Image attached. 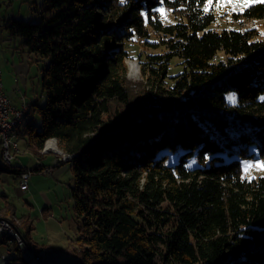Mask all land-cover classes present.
I'll list each match as a JSON object with an SVG mask.
<instances>
[{
	"label": "trees",
	"instance_id": "1",
	"mask_svg": "<svg viewBox=\"0 0 264 264\" xmlns=\"http://www.w3.org/2000/svg\"><path fill=\"white\" fill-rule=\"evenodd\" d=\"M206 2L43 0L34 20L3 21L15 49L42 63L45 102L27 101L21 143L41 156L54 137L72 154L56 166L72 171L81 264H264V175L242 178L238 159L251 145L264 154V2L235 13L258 22L236 29L212 27ZM133 56L147 81L137 101ZM24 170L0 161V172ZM1 197L28 238L31 220Z\"/></svg>",
	"mask_w": 264,
	"mask_h": 264
},
{
	"label": "rangeland",
	"instance_id": "2",
	"mask_svg": "<svg viewBox=\"0 0 264 264\" xmlns=\"http://www.w3.org/2000/svg\"><path fill=\"white\" fill-rule=\"evenodd\" d=\"M43 0H13V3L5 7L9 12H13L14 16L22 17L26 20H34L35 16L32 14V9L40 6ZM264 2V0H207L204 8L210 10L215 15V21L212 27L217 29L223 28H238L247 27L258 22L253 20H248L247 18L240 16V14H235L241 12L250 4ZM161 17L165 21H171L172 15L163 10V5H160ZM19 44V39L15 42L8 44L6 47H11L9 51L11 52L14 45ZM159 50H162L159 48ZM149 49H141L142 53L149 52ZM136 52V51H134ZM132 52V53H134ZM135 54V53H134ZM9 57V53L6 55V59ZM33 53H30L23 48L17 49L16 60H5L3 56H0L2 63L0 65L5 89L7 90L9 84L17 82V87L12 89L15 98L12 99L13 103L20 101L21 96H25L27 100L33 97H40L39 102H45V96L41 94V86L39 78L41 75L40 67L42 63L35 61L32 58ZM19 59L21 62H19ZM126 78L131 82V87L133 88L132 100L136 101L139 98L140 90L143 85L147 84L144 78V71L139 60L133 57L126 58ZM178 58H174L171 62L173 66V71L176 70V62ZM134 63L137 66V72L135 75H131L130 64ZM19 64L17 73H15V65ZM146 82V83H145ZM143 83V85H141ZM227 99L230 102L234 101V97L230 94L227 95ZM14 105V104H13ZM111 106V104L109 105ZM124 107L123 103L120 105L116 101L112 104L113 109H119ZM116 111V110H115ZM111 112L109 115H112ZM48 141L54 143V147H49ZM19 151L13 158L12 163L20 164L26 167L30 171L29 177V187L26 191H21L19 188V177L8 171H3L0 173V195H8V198L13 202L16 207V215L25 214L29 217L33 228L29 233L28 238L24 236L19 230L18 225L20 220L18 217L10 220L9 218L3 217V209L0 210V219L8 221L13 230L17 233V236L2 233L0 234V240L5 239V243H0V264H46L40 258L39 253L43 257H50V264H81L80 258L77 252L74 250L75 242L74 238L77 234L75 215L73 208V198L71 196V186L74 185L72 171L69 163H64L59 165L60 167L65 165L63 169L58 171L57 175L52 173H45L43 171H32L31 168L36 165L37 161L48 162L50 157L53 155L56 164L59 161L58 158H62L61 161H69L72 158V154L65 153L57 138H49L44 144V149H52V152L42 153L41 156L47 154V157L40 158L33 153L31 150L24 148L18 140ZM60 150V151H58ZM250 150L253 152L251 156L248 157H238L241 165V177L246 179H257L259 176L264 175V154H259L255 146L251 145ZM67 156L63 159V157ZM38 156V158H37ZM40 156V157H41ZM226 158L229 156L225 155ZM0 161L1 157H0ZM208 159L205 163H208ZM195 163L202 165V161L195 159ZM3 174V175H2ZM2 199V197L0 198ZM1 208V205H0ZM36 245L35 250L29 244ZM16 244L20 249L22 248V255L26 259H12L16 254L12 248V245ZM11 252V253H10ZM37 252V254H36ZM22 257V256H21ZM27 262V263H26Z\"/></svg>",
	"mask_w": 264,
	"mask_h": 264
},
{
	"label": "crops",
	"instance_id": "3",
	"mask_svg": "<svg viewBox=\"0 0 264 264\" xmlns=\"http://www.w3.org/2000/svg\"><path fill=\"white\" fill-rule=\"evenodd\" d=\"M13 3V0H0V56H3L4 58H5V60H6V62H7V60L9 61V60H13V59H15L16 60V54H17V50L15 49L16 48V43H15V45H14V47H13V49H12V51L10 52L9 51V49L11 48V47H6L8 44H11V43H13V42H15V40L17 39H12L10 36H8V33L6 32V30L4 29V27H3V21H4V19L5 18H7V17H9V16H11V15H14V13L13 12H9V10L8 9H5L4 8V6L5 7H8V6H10L11 4ZM7 53H9V57L6 59V55H7ZM19 62H21L20 61V59H19ZM1 63H2V59L0 58V65H1ZM18 67L20 68V65L19 64H16L15 65V69H14V71H15V73H17V71H18ZM1 74H2V71H1ZM2 82H3V79H2ZM3 86L5 87V85H4V82H3ZM14 87H17V82H13V83H11V84H9V87H8V89L6 90L5 88H4V90H5V92L8 94V96L10 97V100H11V102H12V99H14L15 98V96H16V94H14V91L12 90V89H14ZM27 99H26V97L23 95V96H21V99H20V101H17L16 103H13L12 102V104H14L15 106H21V105H23V104H26L27 103ZM20 144H22L23 145V142L21 143V141H20ZM24 147V146H23ZM25 148V147H24ZM44 157H47V154H46V156L45 155H43V156H39V159L40 158H44ZM37 158H38V156H37ZM54 160H55V158H54V156L52 155L51 157H50V161H48V162H43V161H37L36 162V164H38V165H41L40 167L42 168L43 166H49V167H51L52 169H53V173L52 174H56L57 175V173H58V171H60L61 169H63L64 167H65V165H63V166H56V164L54 163ZM14 164V163H13ZM14 165H18V166H21L20 164H17V163H15ZM22 167H24V166H22ZM25 169H27L26 167H24ZM3 172V171H2ZM1 173V172H0ZM3 175V174H2ZM28 187H29V184H28ZM19 189V188H18ZM23 234V233H22ZM12 247H13V245H12ZM15 253H17L15 250H13ZM11 253V252H10ZM19 253H20V255L23 257V255H22V248L20 249V251H19ZM36 254H37V252H36ZM38 255V254H37ZM39 255H40V258H41V260L43 261V262H45L46 264H50V263H52V262H50V261H48V260H50V258H51V256L50 257H46V259H45V257H43L42 256V254L41 253H39ZM24 259H26L25 257H23ZM18 260V259H17ZM27 261H28V259H26ZM9 263H11V262H8V264ZM27 263V262H26Z\"/></svg>",
	"mask_w": 264,
	"mask_h": 264
},
{
	"label": "built area",
	"instance_id": "4",
	"mask_svg": "<svg viewBox=\"0 0 264 264\" xmlns=\"http://www.w3.org/2000/svg\"><path fill=\"white\" fill-rule=\"evenodd\" d=\"M21 106H15L12 104L10 97L4 90L1 69H0V138L4 139V147L7 152V164L12 163L13 158L19 151V144L12 141V134L6 133L7 122L13 118L15 112ZM16 134V133H15ZM66 157H63V159ZM62 160V158H58ZM50 171V169H47ZM30 171L24 170L19 174L20 183L19 189L21 191H26L28 188V182L30 177ZM0 229L13 230L12 227L8 226V221L0 219ZM17 236V233H16Z\"/></svg>",
	"mask_w": 264,
	"mask_h": 264
},
{
	"label": "bare ground",
	"instance_id": "5",
	"mask_svg": "<svg viewBox=\"0 0 264 264\" xmlns=\"http://www.w3.org/2000/svg\"><path fill=\"white\" fill-rule=\"evenodd\" d=\"M130 72H131V75H135V73L137 72V66L133 62L130 64ZM27 110H28V105L23 104L21 108L17 109L13 118L7 122L6 133L12 134V141L14 143H18V140H20L18 137V134H17V129L21 125L23 118H24V114ZM48 145H49V147H54V143L49 142V141H48ZM58 151H60V150H58ZM42 152L43 153H49V152H52V149L51 150L49 148L44 149V147H43ZM67 156H70V155H67ZM67 156L64 155V157H67ZM0 157H1L2 162L7 164V152H6L5 147H4V139L3 138H0ZM47 169H50V171H48ZM41 171H43L45 173H53V169L49 166H46V167L43 166L41 168ZM19 183H20V178H19ZM8 226L12 227V225L9 222H8ZM2 233H8V234H12V235L16 236V232L14 230L0 229V234H2Z\"/></svg>",
	"mask_w": 264,
	"mask_h": 264
}]
</instances>
